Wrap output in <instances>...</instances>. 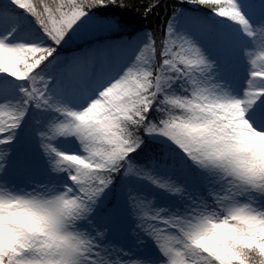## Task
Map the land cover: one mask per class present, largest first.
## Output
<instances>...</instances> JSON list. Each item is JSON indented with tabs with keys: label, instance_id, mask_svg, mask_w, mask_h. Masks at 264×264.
<instances>
[{
	"label": "rangeland",
	"instance_id": "374dc122",
	"mask_svg": "<svg viewBox=\"0 0 264 264\" xmlns=\"http://www.w3.org/2000/svg\"><path fill=\"white\" fill-rule=\"evenodd\" d=\"M214 1L208 15L173 14L158 66L147 30L58 53L26 0H0V243L24 220L44 264H199L201 252L226 262L228 241L256 244L234 238L229 218L264 237V167L245 158L264 157V0ZM158 100L195 113L194 123L169 115L155 137L185 149L202 175L185 180L177 164L125 169L123 190L93 180L131 151L118 123Z\"/></svg>",
	"mask_w": 264,
	"mask_h": 264
},
{
	"label": "trees",
	"instance_id": "16d2710c",
	"mask_svg": "<svg viewBox=\"0 0 264 264\" xmlns=\"http://www.w3.org/2000/svg\"><path fill=\"white\" fill-rule=\"evenodd\" d=\"M188 2L189 0H26L25 9L29 18L49 36L54 50L59 53L80 49L96 40H114L147 30L151 33L160 65L163 61L166 25L179 8L208 15L221 6L219 1L207 0L196 2L197 9H193ZM88 15L100 25L85 24ZM81 17H84L85 22L81 21ZM138 113L141 115L137 116ZM169 115L188 123L196 120L195 113L190 109L164 105L160 100L153 102L149 110L136 112L132 120L118 123L117 129L131 146V151L115 159V167L110 171L94 172L93 180H100L101 176H105L115 189L123 190L126 183L122 180V173L125 169L127 171L130 167H137L150 175L159 170L167 174L175 173L173 167L177 164H183L184 167L181 168H186L185 180L202 175V168L188 165L192 159L188 163L184 162L185 149L169 147L163 138L156 140L155 133L164 131ZM245 158L252 165L258 164V168L264 167V157L260 155L248 152ZM255 182L264 189V173L257 176ZM128 185L131 189L137 187L135 183ZM118 193L114 194L116 198ZM136 194L148 196L145 191H137ZM113 202L114 197L109 203ZM228 220L232 224L231 235L234 238L254 240L256 244L228 241L225 247L230 255H224L226 262L218 256L223 251L211 254L201 252L199 264H264L263 235L235 219ZM14 230L17 233H14L13 240L4 238L5 242L0 243V264H44L47 260L45 252L36 251L33 239L18 228ZM178 260L180 259L176 258L174 264H185Z\"/></svg>",
	"mask_w": 264,
	"mask_h": 264
},
{
	"label": "bare ground",
	"instance_id": "6f19581e",
	"mask_svg": "<svg viewBox=\"0 0 264 264\" xmlns=\"http://www.w3.org/2000/svg\"><path fill=\"white\" fill-rule=\"evenodd\" d=\"M144 51H146V49H144ZM124 56H126V55H124ZM118 64H119L118 61H113L112 60L109 68L107 69V71H105L103 78L105 79V78H107L108 75L112 74L113 71L116 69V66ZM115 84H116V81H113V82L110 81V82H108V85L104 89V91H101V94H102V97L101 98H103V99H106V97H109L110 98L111 95H112V92H111L112 86H114ZM53 115H61V113L59 111L58 112L56 111V112H53ZM21 225L28 232L35 233V228L30 223H28L27 221L22 220L21 221Z\"/></svg>",
	"mask_w": 264,
	"mask_h": 264
}]
</instances>
